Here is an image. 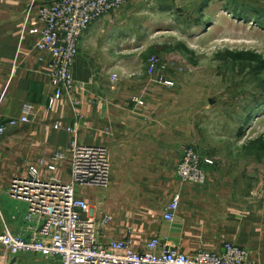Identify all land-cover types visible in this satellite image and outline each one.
I'll return each mask as SVG.
<instances>
[{"label":"crops","instance_id":"1","mask_svg":"<svg viewBox=\"0 0 264 264\" xmlns=\"http://www.w3.org/2000/svg\"><path fill=\"white\" fill-rule=\"evenodd\" d=\"M45 1L0 0V125L21 118L25 105L34 106L29 124L0 137V236L26 232L28 205L7 194L12 181L53 152L68 153L75 139L68 128H74L80 143L104 145L111 153L112 183L102 212L113 220L103 233L104 243L122 241L130 230L133 248L140 253L148 252L153 239L189 255L222 253L227 244H235L248 251L252 262L264 264V201L252 197L264 180V160L256 171L244 168L245 172L236 171L237 177L230 180H221L217 169H211L206 186L181 187L176 219L167 222L164 210L178 187L156 179L166 175L176 179V166L187 149L189 135L195 142L198 129L202 130L201 125H194L199 111L194 104H182L185 108L172 117L171 101L158 103L150 96L156 90L165 93L164 87L152 85L146 75L142 85L135 86L138 77L123 75V51L116 45L117 40L122 41L106 37V25L118 24L107 18L82 37L72 67L73 91L49 109L55 93L50 56L37 49L38 36L24 34L26 26L34 25ZM33 4L31 22L25 25ZM56 176L69 181V163L59 164ZM247 178L251 183L245 184ZM149 190H168V195L149 209ZM27 262L51 264L37 255L21 256L17 264Z\"/></svg>","mask_w":264,"mask_h":264},{"label":"rangeland","instance_id":"2","mask_svg":"<svg viewBox=\"0 0 264 264\" xmlns=\"http://www.w3.org/2000/svg\"><path fill=\"white\" fill-rule=\"evenodd\" d=\"M106 18L118 24L106 25V37L122 41L116 45L123 51V75L138 77L135 86L146 75L149 83L164 87L165 93L156 90L150 96L158 103L171 101L172 117L185 108L182 104L199 111L194 125L202 130L195 142L189 135L186 151L215 160L211 169L221 180L237 177L244 168L256 171L264 160V0H133ZM179 164L176 179H156L178 187L172 197L190 184L178 180ZM108 191L80 188L77 193L100 218ZM167 192L149 190L148 208Z\"/></svg>","mask_w":264,"mask_h":264},{"label":"built area","instance_id":"3","mask_svg":"<svg viewBox=\"0 0 264 264\" xmlns=\"http://www.w3.org/2000/svg\"><path fill=\"white\" fill-rule=\"evenodd\" d=\"M133 0H46L36 13L34 25L24 34L38 36L37 49L50 56V82L55 93L49 101L53 109L65 93L74 88L72 67L79 55L81 39L96 22L124 10ZM35 4L27 13L30 24ZM27 28V29H26ZM150 72L155 65L150 66ZM142 104V103H139ZM32 104L23 109V116L0 125V137L8 130L29 124ZM59 129V126H56ZM75 134L68 153L53 152L29 167L27 174L15 178L7 194L28 205L25 234L6 232L0 236L3 264L11 258L37 255L51 264H255L247 250L227 244L222 253L201 251L189 255L153 239L148 252L133 248L132 231L122 241L104 243L101 239L113 217L98 218L87 201L77 193L80 188L109 189L112 183L111 153L103 145L82 144ZM69 163L70 180L56 176L58 165ZM216 165L212 158L188 149L177 168L181 183L206 185L208 171ZM252 197L264 201V180ZM176 194L165 207L164 219L173 223L180 207Z\"/></svg>","mask_w":264,"mask_h":264},{"label":"water","instance_id":"4","mask_svg":"<svg viewBox=\"0 0 264 264\" xmlns=\"http://www.w3.org/2000/svg\"><path fill=\"white\" fill-rule=\"evenodd\" d=\"M19 261V258L18 257H14L13 259L10 260V263L8 264H17ZM26 264H44V263H30V262H27Z\"/></svg>","mask_w":264,"mask_h":264},{"label":"bare ground","instance_id":"5","mask_svg":"<svg viewBox=\"0 0 264 264\" xmlns=\"http://www.w3.org/2000/svg\"><path fill=\"white\" fill-rule=\"evenodd\" d=\"M0 264H3V260L0 258Z\"/></svg>","mask_w":264,"mask_h":264}]
</instances>
